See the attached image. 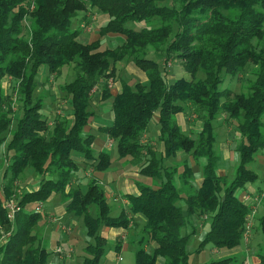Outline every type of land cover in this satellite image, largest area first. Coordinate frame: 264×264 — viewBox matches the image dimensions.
I'll return each mask as SVG.
<instances>
[{
    "label": "trees",
    "instance_id": "obj_1",
    "mask_svg": "<svg viewBox=\"0 0 264 264\" xmlns=\"http://www.w3.org/2000/svg\"><path fill=\"white\" fill-rule=\"evenodd\" d=\"M90 10L108 21L99 29L100 38L86 43L81 40L85 28L75 29L74 21L78 13ZM155 20L160 23L153 29L126 28L128 23ZM109 35H121L124 41L103 49L102 40ZM262 41L264 0H0V146L5 145L10 158L0 188V239L11 232L7 242L0 244V264H52L53 255L61 257L55 252L52 255L45 244L35 246L34 234L44 221L37 206L42 208L56 196L61 198L66 216H74L85 227L88 242L80 264H104L108 242L102 229L129 230L135 217L145 222L140 244L154 245L152 254L139 249L135 264H159V259L164 264H190L192 253L187 246L196 234L191 222L194 216L211 220L196 253L209 244L218 250L240 247L251 208L237 192L258 181L259 176L248 166L264 152V49L257 50ZM165 45L167 58H180L191 79L169 83V74L148 58L149 49ZM124 61L143 72L147 81L134 86L121 81V89L114 95L108 81L116 77L117 65ZM75 62L76 77L63 87L70 100L71 120L57 119L50 129L52 123L42 114L44 105L34 97L36 77L43 67L58 74ZM250 64L254 80L248 93L223 89L227 78L237 79ZM200 72L204 79H197ZM5 77L19 83L22 115L15 131H11L16 118L13 103L6 101L3 91ZM96 87L101 101L112 100L113 112V124L99 131L116 142L121 160L140 166L141 176L162 180L158 188L137 183L138 193L127 196L129 208L118 216L112 215L95 178L88 181L85 192L72 187L80 171L76 158L97 172H106L112 165L109 153L95 156L94 136L85 133L94 120L91 100ZM189 105L204 118L196 138L177 124V116L186 113ZM223 113L236 123L240 135L238 164L229 183L219 172L214 124ZM152 123L163 146L161 153L151 143L142 142ZM7 132L10 140L3 136ZM180 155L189 156L198 166L197 161L205 159L198 186L187 161L166 166L165 161ZM27 170L42 176L39 187L17 196L16 183ZM9 200L21 208L14 221L8 219L4 207ZM260 224L264 234V217ZM185 228L190 233L183 234ZM121 242L114 246L118 252ZM259 261L264 264V253ZM213 264H244V259L225 258Z\"/></svg>",
    "mask_w": 264,
    "mask_h": 264
},
{
    "label": "rangeland",
    "instance_id": "obj_2",
    "mask_svg": "<svg viewBox=\"0 0 264 264\" xmlns=\"http://www.w3.org/2000/svg\"><path fill=\"white\" fill-rule=\"evenodd\" d=\"M87 12H80L78 13V16L76 17L74 21V28H83L84 25V35H88V37L92 38L93 40H97L99 36V29L100 27L107 23L108 17L105 19L102 17L103 14L94 11L93 13ZM104 16V15H103ZM157 23V20L152 22H144L141 24H135V23H128L126 25V28L140 31L143 29H153L157 26H155ZM86 25V27H85ZM28 36V35H27ZM123 41L124 37L119 35ZM91 39V40H92ZM103 42V49L106 48H115L118 46V44H121V41L118 40L116 42H113L109 37L102 40ZM117 44V45H116ZM166 46L160 47L159 50H148V58L156 61L162 70H165L167 74H169V83H174L175 80L186 78L191 79V77L185 72L184 68L182 67V60L178 58L176 55H172L169 59L166 56ZM258 51L260 49H264V41L258 43ZM253 65L250 64L247 66L245 71L239 74V76L236 78L229 77L226 80V83L223 85V89H231L233 94H239L241 92L248 93V86L250 83L254 80L253 75ZM77 63H72L69 66H65L61 69V71L58 74H51L49 69L47 67H43L40 72L38 73L36 77V89L34 93L35 98H39L43 105V111L42 114L45 116V118H48L49 121L52 123L50 126V129L53 127V124L58 119L59 121L65 120L67 118L68 120H71V105L70 100L66 96L65 92L63 91V87H65L67 84H70L72 81H74L77 73ZM142 73L139 74L138 70L134 68L133 64L129 61L121 62L117 65V73L116 77L114 79H111L108 81V88L111 90L112 93H115L117 90L121 88V81L126 80L128 83H130L132 86L135 85L137 82H142ZM204 74L199 73L197 75V79H204ZM104 82V81H102ZM253 83V82H252ZM18 80L12 79L11 77H5L3 80V91L6 95V101L12 102V110L14 113V122L11 126V131H15L17 128V118L22 115V111L20 109V97L18 94ZM100 93V88L96 87L95 90L92 93V100H91V109L94 111V120L93 122L85 129L86 134H91L94 136V143H93V151L95 156H98L101 152H109V154L112 157V165L110 169L106 172H102L101 174H106L105 179L98 180L101 184V187L103 191L105 192V197L109 201V207L112 211L113 216H118L121 211L128 210V203L125 202L126 198V187L127 184L131 187L136 183H142L146 186L158 188L161 185L162 180L157 179H149L146 177H138V174L134 177L132 175H129L128 177H124L123 173L127 171H131L133 167L135 170H140L139 165H130L129 161L121 160L118 155V150L116 147V142L112 141L110 139L107 140V137L99 131V128L96 127V125H103L108 126L113 124V112H112V100L110 101H101L98 99V95ZM7 105V104H6ZM204 118L203 114H199L196 112V108L192 105L187 106V112L184 114H180L177 116V124L181 127L182 131L187 134L191 138H196L197 134H199L202 130V124H203ZM155 122V120H154ZM215 127L216 132L218 133V143H217V151L220 154L221 160H220V167L219 172L221 175L226 176L228 183L233 180L235 177V170L238 164L237 154H236V146L238 141L240 142V135L236 131L235 122H231L228 119L227 114H221L217 120L215 121ZM158 131L155 127V124L152 123L149 127V131L144 135L142 142L145 144L151 143L154 148L161 153L163 146L162 143H160L157 140ZM3 136L7 137V140H10V136L7 133H5ZM108 142V146H107ZM110 148V149H109ZM264 153V152H263ZM263 153L261 155H263ZM259 156H257L255 162L250 164L248 166V169L254 171L258 176L259 179L255 183L257 187L264 189V162L259 160ZM146 159L143 158L141 163H144ZM184 161H187L190 166H193L196 182L195 185L198 186V183H200L202 179V169L201 167L205 164V159L201 158L199 161H197V164L200 166L194 164L196 163L194 160H192L189 156L186 155H180L176 159H171L169 162L165 161L166 166H172L173 163H182ZM10 164V158L6 156L5 154V145L0 146V188L4 186L3 184V167L6 169V167ZM3 170V171H2ZM137 171V172H138ZM97 172L92 167L81 165L80 164V171L79 173L73 178L72 181V187H80L83 192L87 190V183L94 175V173ZM110 174V175H109ZM108 175L111 176L114 179L113 184H109V178ZM42 176L34 174L31 170H27L24 176L16 183V194L17 196H20L24 192H29L32 189L34 190L39 186V182L41 181ZM244 192L242 195V191L237 192V196L243 200V196L250 195L253 199V211L252 214L249 216L248 224H247V231L245 235V241L248 242V234L251 229L254 228V219L256 220V215L264 214V207L262 208V205H264V190L260 191L259 193H249ZM123 195V197L121 196ZM3 199V196H1ZM13 200H9L6 202H12ZM53 202H47L43 205L41 208V211L44 215V220L46 219L49 223V225H42L41 223L35 230L34 234H36L37 241L35 243V246L38 244H45L49 250V252L52 254L57 247H62L65 249V251L73 250L77 257L80 259V263L83 262L84 257L86 256L84 248L87 243H85V240L83 238L78 237L79 235H82L85 237V239L88 242V239L86 237V231L84 225H82V222L79 219H75L74 216H69L70 220L73 222H76L75 229L73 226L69 225H63L61 222H57V217L54 215L53 206H57L58 204H61V198L59 196L54 197L52 200ZM5 202V203H6ZM14 202V201H13ZM4 203V204H5ZM251 205V204H249ZM5 210L7 211V217H8V209L7 204L4 205ZM20 212V211H18ZM17 212V213H18ZM260 212V213H259ZM16 213V215H17ZM50 215H54L52 218H50ZM55 217V218H54ZM140 218V217H138ZM9 219V218H8ZM52 220L54 221L53 224H51ZM191 222L194 224L196 231L195 235L191 236L187 250L188 252L192 253L190 264H197V263H203V261H212L211 264L217 262L218 260L225 259V258H236L241 260L242 256H245V245L244 239L242 241V251L240 252L236 251H228L226 249L224 250H218L216 247L212 244L207 245L205 248L202 249L201 253H196L198 248L200 247L201 243L203 242L207 232L210 228L211 220L208 217L199 218L197 216H194L191 219ZM50 228L47 231V227ZM64 226L66 229L61 231L60 227L63 229ZM132 227H130L129 230L123 231V230H116V229H102V235L105 237L106 242H108V245L105 250V258H104V264H135L136 262V253L139 249L145 248L146 251L150 254L153 253L154 245L152 243L144 244L143 246L140 244L141 241L145 237L144 233V227L145 222L143 218L141 220L137 219L135 217L134 221L131 224ZM253 226V227H252ZM259 228V224L257 225ZM59 230V231H58ZM71 230V231H69ZM260 230V228H259ZM74 231V232H73ZM74 233L73 240H69V237L71 236V233ZM51 233V236H50ZM190 233V228H185L183 230V234ZM9 234L11 235V232L3 233L2 237L0 239V244L4 242L9 237ZM263 241H264V235L261 233ZM4 237V238H3ZM124 237V238H123ZM122 241V242H121ZM49 242V244H48ZM58 242L60 244H58ZM117 242H121V249L120 253H116V249L114 246ZM245 245H244V244ZM257 244L258 242L255 240L251 243L252 249L255 251L257 250ZM49 245V246H48ZM264 245V244H263ZM262 249V248H261ZM264 249V246H263ZM52 251V252H51ZM222 252H226L223 253ZM73 253V252H72ZM69 254L71 259L66 254L61 255V258L59 256V259H63L62 264H66L68 262L72 264H79V261H75L74 255ZM220 253V255H219ZM264 253V251H263ZM53 255V254H52ZM57 256V255H56ZM121 258L120 261H116L117 258ZM58 259V257H56ZM69 259V260H67ZM159 262L161 264H164L163 259H159ZM238 263V261L236 262Z\"/></svg>",
    "mask_w": 264,
    "mask_h": 264
},
{
    "label": "crops",
    "instance_id": "obj_3",
    "mask_svg": "<svg viewBox=\"0 0 264 264\" xmlns=\"http://www.w3.org/2000/svg\"><path fill=\"white\" fill-rule=\"evenodd\" d=\"M94 11L93 10H90V11H88L87 12V14L89 13H93ZM86 14V15H87ZM88 16V15H87ZM102 17L105 19L106 18V16H103L102 15ZM111 40H113V42H116V41H118V40H120L121 41V44L123 43V39L119 36V35H109L108 36ZM100 38V37H99ZM98 38V39H99ZM107 38V37H106ZM106 38H104V39H106ZM92 38H90V37H88V35H82L81 36V40H83L84 42H94V41H96V40H91ZM97 39V40H98ZM121 44H118V46L119 45H121ZM117 45V44H116ZM134 66V65H133ZM134 68H136L135 66H134ZM137 69V68H136ZM138 70V69H137ZM138 73L139 74H141L142 73V82H146L147 81V79H146V76H145V74L143 73V72H141L140 70H138ZM121 89V88H120ZM120 89L119 90H117L115 93H113L114 95L117 93V92H119L120 91ZM101 93V92H100ZM100 93H99V95H98V99L99 100H101V95H100ZM96 127L97 128H101V127H103V125H96ZM107 140H108V138H107ZM109 141V140H108ZM107 146H108V142H107ZM110 149V148H109ZM163 150V149H162ZM107 153H109V152H107ZM259 160L260 161H263L264 162V153H263V155H260L259 156ZM76 161H78V163H79V165L81 164V165H83L84 163H83V159H81V158H76ZM85 165V164H84ZM219 167H220V164H219ZM3 170H4V167H3ZM2 170V171H3ZM138 170H135V168L133 167V169L129 172V171H127V172H124L123 173V176L124 177H128L129 175H132V176H136L137 174H138V177H143V176H141L140 175V173H139V171L137 172ZM3 173H4V171H3ZM102 172H95L94 173V175L92 176V177H90V178H95L96 180H104L105 179V176H106V174L104 175V174H101ZM110 175V174H109ZM108 175V178H109V184H113L114 183V179L111 177V176H109ZM144 178V177H143ZM98 181V182H99ZM201 181H202V179H201ZM200 181V182H201ZM263 182H264V180H263ZM40 183V182H39ZM200 183H198V185H199ZM137 183L136 184H134L132 187H131V189H128V188H130V186L127 184V187H126V191H128V193L126 192L125 194H126V198H125V202L126 203H128V208H129V201H128V198H127V196L128 195H135V194H137L138 193V190H137ZM39 187V186H38ZM37 187V188H38ZM37 188H35V189H37ZM33 190V189H32ZM262 190H264L263 188H260V187H257L256 185H255V183L254 184H249V185H247L246 187H245V189L242 191V195H244L243 193L244 192H248V191H250L249 193H259L260 191H262ZM249 195V194H248ZM122 197H123V195H121ZM53 200V199H52ZM50 201V203H52L53 201ZM3 201H4V199H3ZM109 202V201H108ZM5 205V204H4ZM264 207V205H262V208ZM53 210H54V215H56V217H57V222H61L63 225H66L67 226V224L69 223L71 226H73V228L75 229V225H76V222H72L71 220H70V217L68 218L67 216H66V212H65V208H64V204H58L57 206H53ZM260 213V212H259ZM252 214V213H251ZM54 215H50L49 217L50 218H52ZM256 217V220L254 219V228L253 229H251L250 230V232H249V234H248V242H246L245 241V237H244V243H246V245H245V256H242V260L244 259V264H260V261H259V255L261 254V253H263V251H264V249H263V244H264V241H263V238H262V235L260 234V230H261V233H262V229H261V224H260V221H261V219L264 217V214L263 215H260V214H258V215H256L255 216ZM55 218V217H54ZM137 219H139V220H141L142 218L140 217V218H138V217H136ZM144 220V219H143ZM43 224L42 225H44V226H46V225H49V223H48V221L45 219L43 222H42ZM54 223V221L52 220V222H51V224H53ZM68 224V225H69ZM259 224V228H260V230H259V228L257 227V225ZM63 227V229L60 227V229H61V231H63V230H65L66 228L64 227V226H62ZM132 227V226H131ZM253 227V226H252ZM50 228V226L49 227H47V231H48V229ZM116 230H120V229H116ZM59 231V230H58ZM69 231H71V230H69ZM121 231V230H120ZM74 232V231H73ZM71 233V236L69 237V240H73V235H75L74 233ZM246 235V234H245ZM264 235V234H263ZM50 236H51V233H50ZM9 237H10V234H9ZM8 237V238H9ZM78 237H80V238H83V240H85V243L87 242V240L85 239V237L84 236H82V235H79ZM4 238V237H3ZM8 238L5 240V238H4V242H2L1 244H3V243H6L7 242V240H8ZM124 238V237H123ZM257 241L258 242V244H257V250H253L252 249V246H251V243L253 242V241ZM48 244H49V242H48ZM58 244H60L59 242H58ZM242 245V244H241ZM49 246V245H48ZM121 247H122V245H121ZM262 248V249H261ZM49 251V250H48ZM116 251V250H115ZM228 251H236V253L237 252H240L241 253V251H242V246H240V247H238V248H236V249H233V250H228ZM52 252V251H51ZM54 252V251H53ZM72 255H74V258H75V261L77 260V261H79V264H80V259H79V257H77L76 256V254L74 253L75 251H73L72 250ZM116 253H120V251L118 252V251H116ZM223 253V255H224V253H226V252H222ZM241 254H243V253H241ZM219 255H220V253H219ZM68 257L70 256V255H67ZM58 257V256H57ZM61 258V257H60ZM64 259V258H63ZM61 260V259H57L56 257H55V255H53L52 257H51V263L52 264H62L63 263V261L64 260ZM69 259H71V257H69ZM69 259H67V260H69ZM120 257H119V259L117 258V260L116 261H120ZM212 263V261H209V262H207V261H203V263H197V264H211ZM66 264H72V263H70V262H68V263H66ZM159 264H161V262H159Z\"/></svg>",
    "mask_w": 264,
    "mask_h": 264
},
{
    "label": "built area",
    "instance_id": "obj_4",
    "mask_svg": "<svg viewBox=\"0 0 264 264\" xmlns=\"http://www.w3.org/2000/svg\"><path fill=\"white\" fill-rule=\"evenodd\" d=\"M82 27L84 28V25ZM85 27H86V25H85ZM253 199H257V198H252V196H250V195L243 196V202H245L247 204H251L250 205V208H252V209H253V205H252L253 204ZM5 204H7V209H8V213H9L8 214V218L11 221H14L15 216H16V213L18 211H20L21 208L18 206V204L15 201L14 202L12 201L10 203L9 202H6ZM252 209H251V213L253 211ZM36 210L37 211H41V207L40 206H37ZM248 219H249V217H248ZM54 252L57 253V254H60V255H63V254L69 255V254L72 253V250L65 251L64 248L57 247V249H55Z\"/></svg>",
    "mask_w": 264,
    "mask_h": 264
}]
</instances>
